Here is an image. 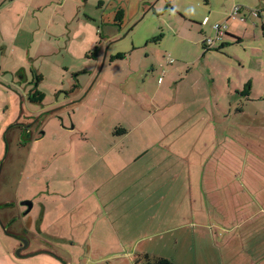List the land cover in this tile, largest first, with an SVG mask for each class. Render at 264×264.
Returning a JSON list of instances; mask_svg holds the SVG:
<instances>
[{
	"label": "rangeland",
	"instance_id": "374dc122",
	"mask_svg": "<svg viewBox=\"0 0 264 264\" xmlns=\"http://www.w3.org/2000/svg\"><path fill=\"white\" fill-rule=\"evenodd\" d=\"M66 1L0 11L3 250L24 241L21 256L49 253L25 264H264V34L251 13L264 0ZM233 7L247 16L232 21L243 41L205 52L217 13ZM112 84L120 92L108 95ZM36 91L41 102L29 101ZM70 141L81 156L55 158ZM76 162L70 184H57ZM46 198L60 204L52 239L38 223Z\"/></svg>",
	"mask_w": 264,
	"mask_h": 264
},
{
	"label": "crops",
	"instance_id": "0c3cea01",
	"mask_svg": "<svg viewBox=\"0 0 264 264\" xmlns=\"http://www.w3.org/2000/svg\"><path fill=\"white\" fill-rule=\"evenodd\" d=\"M66 1V0H65ZM74 1L75 0H69V2H73L74 3ZM67 2V1H66ZM17 3H18V0H0V11L3 9V8H13V5H17ZM31 3V2H30ZM76 5H81V0H78L77 1V4ZM203 7H208L209 6V1H208V5H202ZM264 9V5L263 4H261V3H259V5H258V9L257 10H259V11H262ZM204 12L205 11H202V14H204ZM213 11H211L210 12V14L212 13ZM220 12V11H219ZM229 11H226L225 13H221V14H218L217 13V15H218V20H223L222 22H225L226 23V25H227V34H229V35H231V36H234L235 38H238L241 42L243 41L242 40V37H241V33L242 32H240V31H237L236 32V24L234 23V22H232V21H237V20H239V22H240V24H244V21H241L240 20V18H247V16H245V13H244V10H241L240 11V13H239V15H238V17L237 18H235L234 20H231V19H229L228 18V16H229ZM206 14V13H205ZM204 14V15H205ZM213 16V15H212ZM15 18V17H14ZM192 18H194L195 20H199V19H197V18H195V17H192ZM257 20H259V21H256V22H258L259 23V25H260V27H261V29H262V32H263V34H264V20H263V15L261 16V17H259V18H256ZM5 20H7L8 21V17L6 16V18H5ZM253 20V19H252ZM204 21H205V23H204ZM204 21L202 22V24H201V26L202 27H204L205 25H207L206 23H208V20H207V18H205L204 19ZM216 24V23H215ZM214 24V25H215ZM253 26L254 27H256L257 26V24H253ZM230 29H234V32H231L230 31ZM12 36H10V37H6V39L8 40V39H10ZM15 37V36H14ZM28 37V36H27ZM217 43H215L214 44V46L216 45ZM219 45L217 46V48H219V46H221V44L222 43H218ZM119 55V54H118ZM122 55H124V54H122ZM125 58V56L123 57V58H121V59H124ZM120 59V60H121ZM113 60H115V59H113ZM112 60V61H113ZM2 71L0 70V78L2 77ZM5 74V73H4ZM157 84H159V85H163V82H161V83H159L158 82V80H157ZM110 86V85H109ZM122 87H124V88H126V85L125 86H122ZM126 90V89H125ZM108 95H109V93L110 92H112V91H117V92H120V88H119V86H116V85H114V84H112L111 85V89H108ZM124 91H122V93H123ZM116 94V96L118 97V98H121V97H119L121 94L120 93H115ZM20 99V98H19ZM22 102V101H21ZM22 116H24V115H21V117ZM140 135H143V134H140ZM118 136H124V137H127V136H129V132L128 131H124L121 135H118ZM71 137V136H70ZM119 138V137H118ZM71 139H72V137H71ZM70 143V145L72 146L73 145V142L72 141H70L69 142ZM74 146H72V149L71 148H68V149H65L64 147L63 148H61L59 151H58V155L59 156H55L54 154H53V156L55 157V158H60V157H62V158H64V159H66V158H68L69 156H72L73 155V153H74ZM69 150V151H68ZM79 151V150H78ZM113 152V150L111 149V147H109L107 150H106V152H98L97 151V148H95L94 149V153H96L95 154V157H97V158H95L94 159V161H92L91 162V165H90V167L91 166H94L96 163H97V160L98 159H100L101 161L103 160V159H107L108 157H110V155H111V153ZM74 155H76V154H74ZM73 155V156H74ZM107 156V158H106V156ZM76 156H81V152L79 153L78 152V154L76 155ZM52 161H55V159H52ZM51 161V162H52ZM77 164L76 165H72V164H68V163H66V164H64V166H63V169H61V170H58L60 173H62V179H60V178H58V181L56 182L57 184H62V181L63 180H65L64 182H65V185H66V183L67 184H70V182H69V176H70V172L71 171H73V170H75V169H77L78 168V165H79V163L78 162H76ZM50 165H51V163H49L46 167H42V173H45V174H43V175H45L44 176V178H46V180H48L47 182H45V184H46V187L48 188V189H50V185H51V181H52V174H50V172H49V170H50ZM107 165H108V167H110V166H112V164L110 163V166H109V164L107 163ZM122 167H124V166H122ZM117 170H122L121 169V166H119L118 165V167H117ZM76 177H79V176H76ZM75 177V178H76ZM95 183L97 184V186L95 187V189H96V191H98L100 188H102V185L99 183V182H97V181H95ZM92 184V183H91ZM45 187V188H46ZM46 188V189H47ZM73 188H74V190H75V192H76V185L74 184L73 185ZM75 192L73 193V192H70L69 194L68 193H64L65 194V198L66 199H73V197H74V194H75ZM47 194H49V190H47V192H46V197L48 198V195ZM47 198H46V200H45V202H46V204H47V207H45L44 209H42V211L40 212V216H39V218H38V223H40L39 224V226L41 227V231H43L42 233H43V235L45 236V237H47V238H50V239H52V237H51V235L48 233V228H49V225H48V223H47V220L48 219H53V217L55 216V215H57L58 217H59V209H60V206H58V205H60L59 204V202H58V205L57 206H54L55 204H54V202L52 201V202H50V200H47ZM101 201V200H100ZM50 203L53 205V207H51V205H50ZM102 204H104V202H102ZM106 207H107V205H106ZM33 208V207H32ZM76 214L74 215V217H76L79 221L78 222H75V224H80V217L78 216V214H77V205H76ZM72 210H74V209H72ZM110 216H111V214H110ZM60 219V218H59ZM58 219V220H59ZM2 224V223H1ZM237 227H239V226H237ZM237 227H235V229L237 228ZM8 231V230H7ZM7 231H5V233H7V236L9 237V238H12L14 241H15V239H17V237H15V236H17V235H15V234H8V232ZM1 239H2V236L0 235V264H25L24 262H23V260L24 259H29V258H31V257H34V256H36V255H43V254H49V253H46L45 251H43V250H39V251H36L35 250V252H33V253H30V254H27V255H25V256H21V252L23 251V249L21 250V252L19 253V256H17V258H14L12 255H13V251H14V249H16V248H19L18 247V245L19 244H17V245H13V246H11V248L8 250V251H4L3 250V248H2V245H1ZM27 246H29V243L27 244ZM26 246V247H27ZM25 247V248H26ZM224 249H228V247H231V246H222ZM233 247V246H232ZM24 248V249H25ZM6 252H8V253H6ZM37 262V261H36ZM229 262H231V263H234L235 264V259H233V260H231V261H229ZM40 263V262H39Z\"/></svg>",
	"mask_w": 264,
	"mask_h": 264
},
{
	"label": "trees",
	"instance_id": "16d2710c",
	"mask_svg": "<svg viewBox=\"0 0 264 264\" xmlns=\"http://www.w3.org/2000/svg\"><path fill=\"white\" fill-rule=\"evenodd\" d=\"M203 5H208V1L209 0H200ZM123 17H124V13H123V10L119 9L117 12H116V16H115V22L118 23L119 25L122 23V20H123ZM225 39L227 40H230L231 43H236V44H240L241 41L238 39V38H235L234 36H231L229 34H225ZM161 37L159 38H156L154 39V41H158L160 40ZM221 46H219V48H215V46H212V47H208L205 45V43L202 44L203 46V50L206 52V51H209L211 50L212 48L215 50V51H219L221 50L225 45H228L226 44V41H222L221 42ZM124 55L122 54H119L117 55L115 58L113 59H121L123 58ZM112 59V60H113ZM32 102H41V100L43 99V94H41L40 92L36 91L35 93H33L32 96H30L29 98ZM136 264H172V262L166 258H151L149 255H143V256H140V258H138L135 262Z\"/></svg>",
	"mask_w": 264,
	"mask_h": 264
},
{
	"label": "built area",
	"instance_id": "2783aa9c",
	"mask_svg": "<svg viewBox=\"0 0 264 264\" xmlns=\"http://www.w3.org/2000/svg\"><path fill=\"white\" fill-rule=\"evenodd\" d=\"M241 10L242 9L240 7H233L229 13L228 18L231 20H234L235 18L238 17ZM251 13H252L254 18H259L262 15H264V12H262V11L251 10ZM240 20L244 21V18H240ZM204 23H205V21H204ZM213 30L215 32V38L214 39L208 38V40L207 39L205 40V44L208 47L214 46V44L216 42L221 43L223 41V38H224L225 34L227 33V25L225 22L215 24V25H213ZM168 62L170 63V61H168ZM158 82L160 83L161 79H159Z\"/></svg>",
	"mask_w": 264,
	"mask_h": 264
},
{
	"label": "water",
	"instance_id": "95a60500",
	"mask_svg": "<svg viewBox=\"0 0 264 264\" xmlns=\"http://www.w3.org/2000/svg\"><path fill=\"white\" fill-rule=\"evenodd\" d=\"M22 206H25L27 208L26 214L30 212V210L32 209V203L29 201H25L22 203ZM23 246L24 248L27 246V243L23 241ZM22 247H20L17 251H16V256H19V253L21 252L22 249H24Z\"/></svg>",
	"mask_w": 264,
	"mask_h": 264
},
{
	"label": "flooded vegetation",
	"instance_id": "af4514ba",
	"mask_svg": "<svg viewBox=\"0 0 264 264\" xmlns=\"http://www.w3.org/2000/svg\"><path fill=\"white\" fill-rule=\"evenodd\" d=\"M29 101H31L30 99H29ZM28 118H33L32 116H30V117H28ZM26 122H28L27 124H31L32 125V120L30 121V120H26ZM20 124V123H19ZM26 208V207H25ZM31 211V210H30Z\"/></svg>",
	"mask_w": 264,
	"mask_h": 264
}]
</instances>
